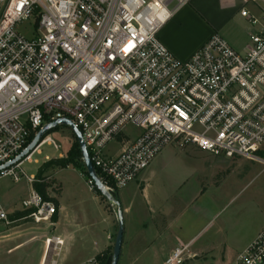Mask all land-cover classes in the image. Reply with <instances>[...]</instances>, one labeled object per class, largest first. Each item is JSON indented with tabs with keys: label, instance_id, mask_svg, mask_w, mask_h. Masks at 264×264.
Wrapping results in <instances>:
<instances>
[{
	"label": "built area",
	"instance_id": "1",
	"mask_svg": "<svg viewBox=\"0 0 264 264\" xmlns=\"http://www.w3.org/2000/svg\"><path fill=\"white\" fill-rule=\"evenodd\" d=\"M190 1L0 0V181L47 182L23 165L45 144L61 149L53 133L5 165L23 155L46 124L62 118L81 131L110 193L136 181L169 145L264 168V21L241 11L261 26L244 53L215 33L181 60L159 32ZM129 126L141 130L133 139L125 132ZM115 139L121 150L105 155ZM87 184L95 190L90 176ZM22 205L36 224L51 223L57 212L35 190ZM0 222H15L1 198ZM184 254L185 247H177L166 264H183ZM90 264L104 263L96 256ZM232 264H264V228Z\"/></svg>",
	"mask_w": 264,
	"mask_h": 264
},
{
	"label": "crops",
	"instance_id": "2",
	"mask_svg": "<svg viewBox=\"0 0 264 264\" xmlns=\"http://www.w3.org/2000/svg\"><path fill=\"white\" fill-rule=\"evenodd\" d=\"M243 9L263 23L264 0H191L166 21L159 38L181 60H188L215 33L244 53L250 44L251 34L259 31L261 26H253L241 14ZM175 149L167 146L161 152L160 159L156 160L161 153L154 159L155 170L150 168L151 164L136 181L118 191L124 220V238L118 264H166L172 252L183 246V264H214L209 257L214 258L220 250L235 252L237 257L264 228V223L257 224L246 236L237 237L240 228L234 219L215 222L222 211L219 198L209 193L192 166L198 165L202 169L205 158L207 165L217 163L230 167L232 162L240 163L238 159L244 158L231 161L215 157L195 146L177 150L174 157ZM169 153L172 156L166 157ZM196 159L202 161L197 162ZM175 161L181 162L182 171L171 174L169 185L165 188L161 176L168 168L167 163ZM159 164L161 170L158 175ZM51 177L48 176L47 181L48 196L59 203L51 223L36 224L27 218L23 210L3 203L15 222L24 221L47 229L42 232L40 240L43 245L46 239L50 243L47 255L40 264L52 260L56 264H90L91 259L98 255L108 256L113 251L118 230V217L114 210L98 196H92L88 205L77 189L70 188L66 192L64 181L57 174L53 178L60 189L54 192L49 181ZM153 180L155 185L150 183ZM68 181L71 182L70 179ZM54 247L60 249L58 256L54 255ZM208 259L210 263H206Z\"/></svg>",
	"mask_w": 264,
	"mask_h": 264
},
{
	"label": "rangeland",
	"instance_id": "3",
	"mask_svg": "<svg viewBox=\"0 0 264 264\" xmlns=\"http://www.w3.org/2000/svg\"><path fill=\"white\" fill-rule=\"evenodd\" d=\"M125 132L130 138H133L138 135L141 130L137 127L129 126ZM52 136L57 143L61 145V149L57 150L52 145L48 144L43 145L35 152L30 162L27 161L24 163L23 167L27 174H36L37 171L50 160L64 158L66 152L76 139L72 130L65 125L60 126L59 130L54 132ZM169 146L176 148L173 145ZM121 147V142L115 139L106 146L104 153L108 156L117 155L116 153L121 150ZM175 150L173 153L174 157L177 156V150L183 151L178 148L176 151ZM60 151L62 152V157L60 156ZM171 153L166 157L172 156ZM160 156H162V153L156 158L157 161L160 159ZM238 160H240V163L232 162L230 167H226L225 165L223 166L217 163L207 165L205 163V158H203L202 169L198 165L192 166L194 170L198 172L197 178H200L201 182L207 186L209 193L212 194L213 197L216 196L219 198L220 210L222 211L220 217L218 216L215 219V222H219L220 219H234V223L240 228L236 236L242 237L243 235L246 236L255 225L264 223V168L261 164L254 161L250 162L244 159ZM196 161L201 162L202 159H196ZM151 164L152 166L149 167L155 170L154 162ZM81 165V169L73 167V165H69L71 168L63 169L54 164L46 168L44 174L52 176L49 181L52 182L51 188H53L54 192H58L60 189L59 183L53 178V176L55 177L57 174L58 178L64 181V189L66 192L70 188L77 189L83 197V201L88 205L91 202L92 196H98L102 202L106 203L107 206H110L111 209L114 210L117 216L116 204L114 203L113 205L107 198L103 197V195L98 194L95 190L92 192L93 190L89 188L87 184L89 175H86L84 172L86 166L83 164ZM167 167L168 168L161 176L165 188L169 185L170 175L182 171L180 161H175L174 163L168 162ZM148 168L144 172H146ZM158 169L159 175L161 170L160 164ZM69 179L71 182L68 181ZM150 183L153 185L156 184L154 180ZM32 187L33 184L26 179L20 182H14L13 178L10 176L4 177L0 181V198L3 203H7L11 205V207L22 211L24 210L22 200L29 195ZM3 224L4 223L0 222V264H40L41 260L47 255L49 248V239L45 240L44 245L40 240L42 232H46L47 229L41 226L38 227L39 225L36 227L32 224H27L24 221L9 225ZM15 237H18V242L16 241L17 239L15 240ZM18 243H20V246H17ZM236 254L237 253L228 250H220L216 253L214 258H209L213 260L214 264H230L234 261ZM54 258L59 259V257ZM210 259L206 260V263H210Z\"/></svg>",
	"mask_w": 264,
	"mask_h": 264
},
{
	"label": "water",
	"instance_id": "4",
	"mask_svg": "<svg viewBox=\"0 0 264 264\" xmlns=\"http://www.w3.org/2000/svg\"><path fill=\"white\" fill-rule=\"evenodd\" d=\"M62 125L68 126L74 133V135L77 138V141L79 143L81 153H82V158L84 161V164L86 166V171L88 175L94 180L96 188L100 191V193L107 198L108 201L113 202L117 206V217H118V230L115 238V243L113 247V252H112V259H111V264H118L119 259H120V254H121V248L123 244V238H124V220H123V212L122 208L120 205V202L118 200H115L112 193H110L103 182L100 180L98 177L97 171L93 165V163L90 160L88 149L85 143V140L82 136L81 131L78 129V127L68 118H62L58 119L54 122H50L46 124L35 136L27 150L21 155L19 158L14 160L12 163H8L5 165V167L10 166L11 164L18 162L22 157L30 154L42 141V139L49 134L53 129L60 127Z\"/></svg>",
	"mask_w": 264,
	"mask_h": 264
},
{
	"label": "trees",
	"instance_id": "5",
	"mask_svg": "<svg viewBox=\"0 0 264 264\" xmlns=\"http://www.w3.org/2000/svg\"><path fill=\"white\" fill-rule=\"evenodd\" d=\"M60 127H57L53 129L50 133H54L59 130ZM73 132V131H72ZM74 134V133H73ZM75 136V135H74ZM76 138V136H75ZM264 155V153H263ZM57 165L61 168H67L69 165H73V167L80 168L81 169V164H84L83 158H82V153L81 149L79 146V143L77 141V138L74 140L73 144L70 146L68 151L66 152V156L64 158H59V159H53L50 160L49 162H46L43 167L40 168V170L37 171L36 177L41 178V177H46L47 175L44 174L46 168H48L51 165ZM84 172L86 175H88L86 169H84ZM49 187V184L46 181L43 182H34L33 183V188L35 191L39 192L43 197L47 200L54 201L55 205L58 206V201L54 198H50L48 196L47 188ZM95 191L98 194H101L100 191L95 188ZM102 195V194H101ZM112 195L115 200H118V191L112 192ZM105 197V196H103ZM112 252L108 256L106 255H98V258L104 263V264H111V259H112Z\"/></svg>",
	"mask_w": 264,
	"mask_h": 264
}]
</instances>
